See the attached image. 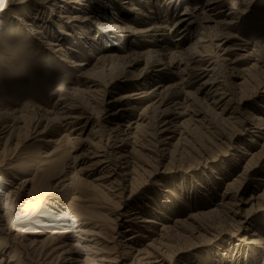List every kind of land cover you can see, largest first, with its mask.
<instances>
[{
  "label": "bare ground",
  "instance_id": "bare-ground-1",
  "mask_svg": "<svg viewBox=\"0 0 264 264\" xmlns=\"http://www.w3.org/2000/svg\"><path fill=\"white\" fill-rule=\"evenodd\" d=\"M203 2L202 5L188 4L178 10L180 13L171 23L169 10L177 11L178 0H164L162 6L155 0H0L1 12L14 10L7 20L11 33L5 34L8 37L3 36L0 44H4L3 51L7 56L17 53L9 59L24 61L30 55L26 49H30L32 54L51 52L52 58L58 60L55 66L75 74L74 79L66 83L68 85L55 90L57 95L51 107L56 110L55 115L43 105L6 108L0 99V156L4 153L3 144L8 140L11 129L44 123L41 133L33 132L35 137L45 134L50 126H55L53 131L57 133H73L75 137L70 141L77 154L68 165L72 175L49 187L62 191L77 183L95 194L102 210L110 205L111 212H114L111 215L114 222L110 225L109 221L82 211L83 206H74L72 197L65 207L59 205L60 202H49L53 210H47V215L42 216L39 196L47 189L44 187L47 179L57 173L38 166L30 178L19 180L20 172L11 174L12 164L4 163L2 157L0 264H126L129 261V264H175L174 256L183 249H174L169 256L174 247L172 243L191 238L202 240L212 225H222L226 219L228 229L239 226L240 232V226L248 219L244 208H255L264 201V106L258 105L257 110L252 107L241 113L231 106V102L235 100L237 105L244 104L251 96L264 95V84L261 83V78L264 79V46L252 48L248 43H241L243 40L231 32L254 0ZM37 4L40 5L38 9L49 10L51 20L39 14L38 10L39 13L32 11ZM140 6H152L155 13L149 10L153 16H147L138 8ZM120 9L129 10L130 14L120 16ZM32 12L36 16L39 14L38 18L31 16ZM143 17L152 22L140 20ZM94 34L102 38L96 39ZM172 36L176 37L174 41L170 40ZM69 39L72 45L68 48L66 42ZM188 41H191L189 45L181 47ZM208 41L215 49L212 57L203 46ZM122 42H138L139 46L124 51L120 46ZM143 46L156 49L140 51ZM14 48L20 52L13 51ZM233 52H237L234 60L230 57ZM5 56L0 55V66L10 67L12 63ZM147 59H152L153 65L161 69H150L149 72L146 63L147 66L137 76L132 75L134 79L128 77L131 74L127 69L132 71ZM251 60H254L253 65L246 68V62ZM45 61L54 63L50 57ZM120 69L121 72L124 70L121 75ZM44 70L48 71L47 65L35 68L36 73ZM149 73L154 77L165 73L174 81L166 86L148 87L151 80L147 82V78H141ZM137 80L141 81L143 89H132L125 94L115 92L116 82L140 85L135 83ZM193 82L195 88L190 91L189 86ZM246 87L255 88V91L239 94ZM98 89H101V96L95 94L100 93ZM109 91L113 96L108 98ZM91 102L95 106L89 109ZM98 117H101L100 123L97 122ZM185 127H192L191 131L202 129L203 134H207L208 129V134H213L212 142L226 143L229 148L237 142L240 131L247 135V142L231 148L236 154L227 167L235 173L228 180V170L215 176V189L223 185L216 203L211 201L214 196L210 194L206 209L189 213L185 220L176 218L172 221L161 213L168 208L159 212L157 207L149 206L152 198L146 196L147 201L118 214L120 203L128 200L135 188L139 190L144 186L142 176L149 174L151 177L153 174L148 170L151 169L150 164L171 162L182 156V131ZM5 135L7 139L2 144ZM252 147L254 149L250 151ZM260 165L262 168L253 180L250 196L245 198L249 177ZM82 179H89V182ZM132 186L136 187L131 190ZM157 186L161 188L157 189L160 197L170 191L167 187ZM127 187L130 190L125 198ZM54 197L52 195L51 200ZM163 200L169 204L167 197ZM144 207L153 213L146 216L148 213ZM25 223L33 226V223H38L37 227L47 229L48 235L40 241L42 230H35L30 238L25 237L27 229H22ZM118 227L121 232H116ZM102 230H113V233L102 239ZM262 232L260 226L247 227L245 235H250L239 242L256 247L264 257ZM102 243L108 244V251L103 253ZM104 254L105 257L102 256ZM226 262L236 264L231 259Z\"/></svg>",
  "mask_w": 264,
  "mask_h": 264
},
{
  "label": "rangeland",
  "instance_id": "rangeland-1",
  "mask_svg": "<svg viewBox=\"0 0 264 264\" xmlns=\"http://www.w3.org/2000/svg\"><path fill=\"white\" fill-rule=\"evenodd\" d=\"M125 1L127 0H123V2ZM203 1L205 0L202 1L178 0L179 7L177 8V11L173 9L169 10L170 22L174 23V21L176 20V16L186 5L187 6L189 5L192 6L195 4L202 5L204 3ZM52 3L53 2H51V4ZM155 3L158 4L159 6H162L164 0H155ZM50 5L48 6V8L51 9ZM33 7H34V9L32 10L33 12L35 11L36 13L37 12L36 10H38L40 13L39 12L37 13L41 15H46V17H48L47 20H51V17L49 16V10L38 9V7H40V5L38 4L36 7L35 6ZM138 8H141V6ZM141 9L144 11V14H146L147 16H151V17L153 16L151 15V13H149L150 11L155 13V9H153L152 6H148V7L142 6ZM1 11L2 10H0V34H1L0 44H2L1 42L2 37L3 36L8 37L5 34L11 33L10 32L11 26L8 24L7 20L9 19V17H11L12 11L14 10L11 9L8 10L7 12H1ZM33 12L31 13V16H35L38 18L39 14L36 16L35 13L33 14ZM118 12L120 13V16H122L124 13L127 14L128 12L130 14L129 10L120 9L118 10ZM5 13L8 14L4 15ZM140 20H145L146 22L149 23L152 22V20H149L145 17L140 18ZM37 21L40 23V25H43L39 19H37ZM133 26L139 28V26H135V25ZM91 30H89V33H91ZM231 32L239 39L243 40V42L241 43H248L252 48H254L255 46L263 47L264 46V0H254L248 12L241 17V20L238 21V24L236 25L235 29H232ZM90 35H92V33ZM93 36H95L96 39L102 38L101 36H99V34H94ZM175 39H176L175 36H172L170 38L171 41H174ZM190 43L191 41L183 42L181 44V47H185ZM137 44L138 42L134 44H131V42H122L120 46L121 48H123L124 51H127L132 48L137 49V47L139 46ZM71 45L72 42L69 39L68 42H66V46L69 48ZM3 46L4 44L0 45V55L5 54L6 55L5 57L8 58L9 62H11L12 65H9L10 67H8L7 65L0 66V99L2 100L3 103L2 105L10 109L22 108L26 104L41 105V106L43 105L47 110L49 109V112L55 115L56 110L51 109L52 104L55 101L54 99L56 98L57 95V91L55 90L68 85L66 83L72 81L74 79L75 74L69 73L68 70L60 69L58 65L55 66L54 64L55 63L57 64L58 60L56 58L54 59L52 58L51 52L42 53V54L37 52L35 54H32L30 49L29 50L26 49L25 51H27V55L29 53L30 55L28 57H25L24 61L14 60V59L11 60L9 59V57H14L13 55L17 53L7 56V54L3 51ZM9 46H13V45H9ZM203 46L205 51H207L209 55L212 57L215 53V49H213L211 43H209L208 41L205 44H203ZM112 48H113V44H112ZM54 49L55 48H52V50ZM155 49H156L155 47L143 46L140 48V51L155 50ZM13 51L20 52V50L15 48L13 49ZM119 54L123 55L124 53L120 52ZM41 56L43 58H40ZM48 57H50V59H52L54 63L46 62L45 59ZM230 57L233 60L236 59L237 52L231 53ZM146 63L148 66L146 65ZM253 63L254 60L247 61L246 68L251 67ZM42 65H47L48 71L44 70V72L36 73L35 68H39V66ZM145 65L149 67V70L147 69L149 72L150 69H153L154 71H158L161 69L160 66L153 65L152 59H147L143 61L140 65H138L136 69L132 71L127 69V72H130L131 74L130 76L128 75V77H132V75L137 76L145 67ZM57 69H60V71H62L63 73H61ZM121 70L122 69L119 70L120 75L124 71L123 70L121 72ZM222 74L224 77H226L225 72L222 71ZM144 78L145 79L147 78V80H145L147 82L151 80L149 81L150 85H148V87L166 86L173 83L174 81V79L171 76H168L165 73H159L157 77H154L153 74L149 73L146 76H143V78L141 79L143 80ZM132 79L134 78L132 77ZM262 79L263 78H261V83L263 85L264 79L263 80ZM191 81H194V79H192ZM137 82H139V80H137L135 83ZM139 83L141 86L139 84H137L139 86L133 85L131 84V82H127V83L116 82L115 92L120 94H125V92L131 91L132 89H137V88L143 89L142 87L143 85L141 81ZM194 88H195V82L190 84L189 90L192 91ZM94 90L96 91L97 89ZM98 90H100V93L96 92L95 94L101 96V89ZM38 91L40 93H36ZM254 91L255 88L246 87V90L240 91L239 94H245V93L251 94ZM111 92L112 91H109V94H107L108 98L109 96L110 97L113 96ZM250 94L249 96H251ZM98 95H96L97 97H95L97 100L99 99ZM95 98H93V100ZM258 105L264 106V95H261L259 97L257 96L255 98H252L251 96L244 104L240 103L237 105V102L235 100L231 102V106L239 110L241 113L246 112L248 109H252V107L253 109L257 110ZM94 106L95 105H92V102L90 105H88L89 109H91V107ZM100 120L101 117H98L97 122L100 123L101 122ZM44 127L45 124L43 123L38 125L30 124L29 127L23 129L20 128L11 129V133L9 135L8 140L5 142V140L7 139L6 135L8 133H6L5 137L2 140V144L5 142L3 144L5 149H4V153L1 154L0 156V160L3 157L4 163L12 164L13 169L11 174H18L20 172V175L17 176L19 180L30 178L29 176L33 174V169L38 166H44V168L52 170L55 173H57V175H55L54 177L47 179L44 185V187L47 189H44L45 190L44 193L41 194V196H39L38 203L40 204V208H39L40 215L46 216L47 210H53L50 209L51 207L49 206V202L50 203L60 202L59 205L65 207L68 206V204L71 201V198L73 197L74 206L76 205L83 206L82 211L88 213L92 217H100L102 221H109L110 225H112L114 221L111 215H113L114 212H111V206L109 205L110 207L108 206L104 208L106 209L105 211L102 210L101 202L99 201L97 202V200L95 199V194L92 191H87L81 186L79 187L77 183L73 184L70 188L64 189L62 191H60L61 189L52 190L49 187L50 185L55 186L58 183V181H62V178L72 175V173H70L68 169V165L71 163L73 156H75V154L77 153L74 152L73 150L74 144H72L73 142L70 141L71 138L75 137V134L73 133L68 134V132L66 133L58 132L59 133L58 134L57 132L53 131L55 129V126H50L49 130L45 134L35 137V133H41ZM31 129L34 130L31 131ZM191 129L192 127L183 128L182 132H183L184 141H182L181 148L184 149V153L182 154V156L176 158L173 157L175 159L174 161H171L172 163L166 161L161 163L156 162L150 164V166L151 165L152 166L151 169L149 168L148 170H150L153 174L151 175V177H149V174H145L144 176H142L141 181L144 186H142L139 190L135 188L136 186L134 187L132 186L131 190L135 188L136 191L134 192L133 195H131L128 198V200H125L122 204L120 203V207H119L120 211L117 212L118 214L127 211L130 207H134L138 203L140 204L144 201H147L145 198L146 196H150L152 198V201H149V206L157 207V210H159V212L160 209L162 210L163 208L170 209V210L167 209V211L162 210L161 213L167 216V218H169L172 221L176 218H181L185 220L187 219L189 213L204 208L206 209V207H208L207 200L210 194L214 196L213 200L211 201L213 203H216L215 201L217 199V196L221 193L223 189V185H220L219 187L221 188L216 190L214 185L215 184L214 179L224 170H228L227 172L228 176H226L227 180L230 179L231 175L235 173L230 171L227 167L232 160L231 157L236 154L235 151L231 150V148L233 147L235 148V146H237L240 142L241 143L247 142V135L245 134L244 131H240L237 142L232 143L231 147L229 148V146L227 147L226 143L219 144L217 141L212 142L211 139L213 140V134L212 133L208 134L210 132L207 131L208 129L206 130V132H208L207 134H203L204 131L202 129L194 128L192 131ZM33 132L35 133L33 134ZM50 132H53L55 134L51 135ZM100 132H103V129ZM102 135L104 134L102 133ZM193 138L195 139L193 140ZM47 142L49 143L47 144ZM253 149L254 148L252 147V150L250 149V151H253ZM24 167H26V170H23L22 172L21 170ZM261 168L262 165L256 168L254 174H252L249 177L250 182L248 186H245V188L248 189L245 198L247 197L249 198L250 196L249 191H251V189L254 186L253 180L257 178L258 176L257 173L261 170ZM138 178H141V175ZM82 180L89 182V179H82ZM18 182L19 181H16V183ZM222 183H224V180L222 181ZM195 184H200V186L198 187ZM157 185H160L162 187H167L170 190L168 193H166L163 196L168 198L169 204L168 202L166 203L163 200V197L159 196V192L157 191V189H161V188ZM129 190L130 187H127L126 192H124L125 198L128 196ZM52 195L55 197L52 198L51 200ZM75 198L78 199L76 200ZM246 207L244 208V211L246 212V214H248V219L243 224V226L242 225L240 226L241 228L240 232L237 229L239 228V226L237 228L228 229L229 223L228 220L226 219V221H224L222 225L219 226L215 225V227L214 225H212L210 231L208 230V232L206 233L207 235L205 233L203 234L204 238L202 240L195 241L194 238L190 237L191 239H184L181 240L180 242H175V244L172 243L174 247L168 253V255L170 256L174 249L177 248L183 249V252L174 256L175 264H181V263L182 264H216L218 261L221 262H218L217 264H227L226 260L229 259L233 260L236 264H264V257L259 252V249H257L256 247L241 245V243L239 242V240H243L248 235H250V234L245 235L247 227L252 229L253 227L256 228V226H260L261 232L263 231L262 239H264V224H263L264 201L259 203V205L257 206L258 208L256 206L255 208H251V209L249 206ZM144 209L147 211L146 213H148L146 214V216L151 215L153 213L149 211L147 207H144ZM42 220H44L43 217ZM88 222L90 223L91 221ZM166 222L169 223L171 221H166ZM33 224L34 226L31 225L30 223L24 224L25 227H23L22 229H27L25 231V237L30 238L31 233H33V231L37 230V232H39V230H42L41 231L42 233L40 234L41 238H39V240L40 241L44 240L45 237L48 235V232L46 231L47 229L45 230L43 227H37L39 226L38 223H33ZM117 224H119L118 221ZM220 227L222 228L220 229ZM117 231L121 232V228L118 227L116 232ZM111 232L109 230L107 231L102 230L100 233V237L102 239H106L111 235ZM185 236L187 237L188 235L185 234ZM25 243L29 244V242H25ZM100 247L102 253L108 251V244L102 243L100 244ZM102 256L105 257V254ZM129 263L130 261L127 262L126 264Z\"/></svg>",
  "mask_w": 264,
  "mask_h": 264
}]
</instances>
